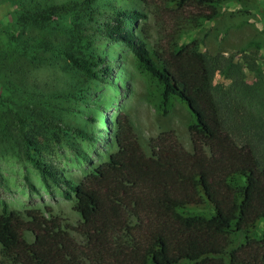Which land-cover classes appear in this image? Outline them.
<instances>
[{
    "label": "trees",
    "instance_id": "1",
    "mask_svg": "<svg viewBox=\"0 0 264 264\" xmlns=\"http://www.w3.org/2000/svg\"><path fill=\"white\" fill-rule=\"evenodd\" d=\"M93 1L80 4L89 7ZM234 1L238 0H152L165 22V34L152 50L130 34L142 14L128 9L117 13L109 37L123 42L137 64L159 83L163 114L174 100L188 107L192 150H186L172 131H164L149 140L147 153L127 114L120 112L114 120V151L74 184L38 159L37 136H27L20 128L26 159L45 182L65 186V199L74 198V210L80 216L77 230L83 239L75 240L50 207L20 212L3 202L0 246L7 261L264 264V148L258 149L256 142L259 132L254 127L262 130L255 108L241 113L234 102L221 98L212 84L216 72L224 70L221 61L199 51L194 41L176 44L170 33L179 21H211L222 6ZM64 10L55 6L23 12L18 18L22 31L2 35L28 66L35 65L36 54L42 51L62 57L87 79L108 73V66L102 71L96 68L104 62L99 56H79L49 40L35 42L22 36L27 28L29 32L32 27L43 29ZM0 51L4 57L7 51L1 44ZM201 206L208 212L197 209ZM235 232L243 233L242 241L233 243Z\"/></svg>",
    "mask_w": 264,
    "mask_h": 264
},
{
    "label": "rangeland",
    "instance_id": "2",
    "mask_svg": "<svg viewBox=\"0 0 264 264\" xmlns=\"http://www.w3.org/2000/svg\"><path fill=\"white\" fill-rule=\"evenodd\" d=\"M81 1L0 0V44L7 51L4 57L0 51V208L3 202L20 212L50 207L77 241L83 237L77 230L80 216L74 210V198L65 199V186L45 182L26 159L20 128L27 136H37L38 159L74 184L114 151V120L120 112L127 114L147 153L149 140L164 131H172L186 150H192L188 107L174 100L163 114L159 83L137 64L123 42L108 35L118 12L136 10L142 17L130 34L152 50L165 34L163 14L152 0H94L89 7ZM55 6L66 10L52 16L43 29L32 27L29 32L27 28L22 36L35 42L49 40L79 56H99L104 62L96 68L108 66V73L87 79L49 52L38 51L35 65L30 66L13 53L3 32L20 33L18 18L23 12L48 11ZM170 33L176 44L194 41L199 51L221 61L224 70L216 72L212 84L241 113L255 108L262 130L254 127L259 132L256 142L263 149L264 0L227 3L215 19L179 21ZM17 117L23 121L18 123ZM77 130L86 136L81 137ZM197 209L208 212L203 206ZM27 238L32 239L29 234ZM231 238L233 243L240 242L243 233L235 232ZM0 264H13L3 257L1 246Z\"/></svg>",
    "mask_w": 264,
    "mask_h": 264
}]
</instances>
